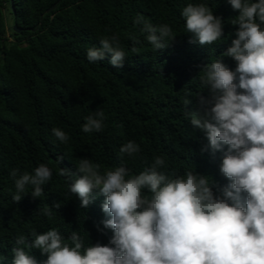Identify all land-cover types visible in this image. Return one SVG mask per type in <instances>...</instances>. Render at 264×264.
Returning <instances> with one entry per match:
<instances>
[{
	"label": "trees",
	"instance_id": "1",
	"mask_svg": "<svg viewBox=\"0 0 264 264\" xmlns=\"http://www.w3.org/2000/svg\"><path fill=\"white\" fill-rule=\"evenodd\" d=\"M189 3H205L222 19L220 41L189 42L194 37L186 33L181 15ZM238 15L228 0H0L2 264H12L17 235L32 243L33 229L42 233L55 228L68 243L72 231L84 237L86 246L108 243L112 230L97 229V225L103 229L102 221L109 218L102 211L105 197L93 190V202L82 208L79 197L68 190L77 176L58 175L61 168L75 173L80 158L99 163L102 173L126 162L131 174L137 175L151 166L154 155H161L168 164L161 171L182 175L192 169L212 178L221 189L230 183L220 172L227 145L212 152L206 133L185 118L184 100L190 99L187 110L196 112L200 97H210L198 74L204 65L221 59L235 70L237 62L222 53L237 38L239 26L231 20ZM138 16L154 26L169 25L175 38L155 51L143 24L135 23ZM113 35L127 54L123 66H113L110 53L90 63L87 50L101 47L100 38ZM99 110L104 112L103 130L83 132L85 118ZM53 128L69 135L67 144L54 136ZM128 141L140 145L135 158L120 155ZM41 163L53 173L51 181L42 185L44 193L33 198L28 185V194L15 202L11 172L18 169V175H32ZM45 207L51 209V217L40 212ZM30 254L38 262L47 259L36 248Z\"/></svg>",
	"mask_w": 264,
	"mask_h": 264
},
{
	"label": "clouds",
	"instance_id": "2",
	"mask_svg": "<svg viewBox=\"0 0 264 264\" xmlns=\"http://www.w3.org/2000/svg\"><path fill=\"white\" fill-rule=\"evenodd\" d=\"M228 2L239 12L231 20L239 27L222 56L233 58L237 66L233 71L221 59L204 65L198 74L210 97H200L196 112L187 110L191 101L185 99L184 116L206 133L213 153L227 145L220 172L230 183L221 189L212 178L192 169L182 175L161 171L168 168L161 155H154L151 166L137 175L131 174L126 162L102 173L99 163L80 158L75 173L61 168L58 175L77 176L68 190L79 197L82 208L93 202V190L105 197L102 211L109 218L102 221L103 229L99 225L97 229L112 230L108 243L86 246L78 231H72L68 243L55 228L42 233L33 229L31 244L24 235L16 236L12 264H264V0ZM181 15L186 33L194 37L190 43L210 45L224 35L222 19L205 3H189ZM135 23L143 24L155 51L176 36L169 25L154 26L142 16ZM99 43L101 47L87 50L86 59L97 63L110 53V63L121 68L127 54L119 38L105 36ZM132 52L139 53L135 47ZM85 120L83 132H101L104 112L94 111ZM52 132L61 143H68L66 132L59 128ZM140 151L139 144L128 141L120 155L135 158ZM18 173V169L11 172L15 202L28 194V185L31 196L39 198L42 185L53 175L43 163L32 175ZM40 212L52 216L48 207ZM32 248L47 259L38 262L30 254Z\"/></svg>",
	"mask_w": 264,
	"mask_h": 264
},
{
	"label": "rangeland",
	"instance_id": "3",
	"mask_svg": "<svg viewBox=\"0 0 264 264\" xmlns=\"http://www.w3.org/2000/svg\"><path fill=\"white\" fill-rule=\"evenodd\" d=\"M4 13H5V16H6L7 25H8V27L10 28L11 25H12V19H11L10 15H9V10H8V8L5 9V12H4Z\"/></svg>",
	"mask_w": 264,
	"mask_h": 264
},
{
	"label": "water",
	"instance_id": "4",
	"mask_svg": "<svg viewBox=\"0 0 264 264\" xmlns=\"http://www.w3.org/2000/svg\"><path fill=\"white\" fill-rule=\"evenodd\" d=\"M15 30L18 32V31H20L19 29H17V27H15Z\"/></svg>",
	"mask_w": 264,
	"mask_h": 264
}]
</instances>
